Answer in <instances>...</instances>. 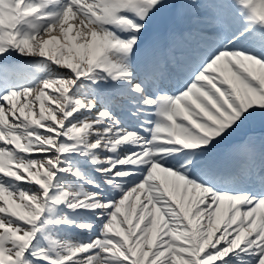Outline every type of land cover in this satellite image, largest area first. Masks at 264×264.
<instances>
[{
	"label": "snow or ice",
	"instance_id": "snow-or-ice-1",
	"mask_svg": "<svg viewBox=\"0 0 264 264\" xmlns=\"http://www.w3.org/2000/svg\"><path fill=\"white\" fill-rule=\"evenodd\" d=\"M0 264H264V0H0Z\"/></svg>",
	"mask_w": 264,
	"mask_h": 264
}]
</instances>
